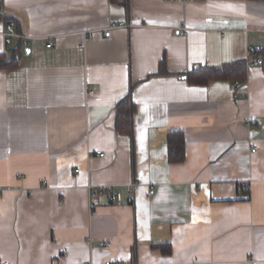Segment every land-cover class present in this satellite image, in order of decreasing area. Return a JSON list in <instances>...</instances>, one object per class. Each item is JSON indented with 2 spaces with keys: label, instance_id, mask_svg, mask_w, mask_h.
Wrapping results in <instances>:
<instances>
[{
  "label": "crops",
  "instance_id": "1",
  "mask_svg": "<svg viewBox=\"0 0 264 264\" xmlns=\"http://www.w3.org/2000/svg\"><path fill=\"white\" fill-rule=\"evenodd\" d=\"M123 1L0 0V54L17 63L0 69V264H264V68L249 54L264 2ZM8 22L21 38L5 45ZM238 60L244 82L179 79ZM128 94L131 136L114 129Z\"/></svg>",
  "mask_w": 264,
  "mask_h": 264
},
{
  "label": "trees",
  "instance_id": "2",
  "mask_svg": "<svg viewBox=\"0 0 264 264\" xmlns=\"http://www.w3.org/2000/svg\"><path fill=\"white\" fill-rule=\"evenodd\" d=\"M112 3H122L123 0H109ZM0 19L8 20V17H4L0 11ZM256 60L262 61V66L264 68V51L256 49V55L253 56ZM248 61L238 60L230 63H224L220 67H200L191 72L185 74V81L188 85L195 86L201 85L205 86L209 81H224L228 80L231 82H244L246 79L247 69L246 66ZM17 66L16 59L12 56L11 58H6L4 54H0V69H7L10 67ZM169 72L166 70V62L163 60L159 63L157 73L154 76H166ZM136 106L132 102L130 94L126 95L118 101L115 107V131L120 134H132V124H133V114L135 113ZM167 158L170 163H183L185 157V143L184 134L180 131H172L167 137ZM163 254L170 253V247L159 246Z\"/></svg>",
  "mask_w": 264,
  "mask_h": 264
},
{
  "label": "built area",
  "instance_id": "3",
  "mask_svg": "<svg viewBox=\"0 0 264 264\" xmlns=\"http://www.w3.org/2000/svg\"><path fill=\"white\" fill-rule=\"evenodd\" d=\"M170 1H174V2H178V1L179 2H187V1H190V2H192L193 0H170ZM122 25L123 24L121 23L118 26L109 27L106 30V32L104 33V36L105 37L109 36V33H110L109 31L111 29H114V28H117V27H121ZM183 33L184 32H182L180 34H183ZM3 37H4V43L6 45V44H11L14 39H20L21 35L16 33L14 23L13 22H8V23H6L5 31L3 32ZM51 45H52V43L49 42V44L46 47L49 48ZM249 54H250V56L256 55V49H252ZM255 63L260 66L262 64V61L258 59V60L255 61ZM236 85H238V84H236ZM86 89H87V94H89V95L93 94V92L89 88H86ZM255 150H256V147L251 149V153H255ZM99 155L102 156V154H100V153H99ZM130 187L134 188V185L132 184ZM239 190H241V188ZM104 192H106V195H107L108 199L111 202L112 201H116V202H121L122 201L121 193L117 192L115 189L106 188L104 190ZM153 193H154V191L150 190L149 194L152 195ZM106 247L109 248V245H106ZM251 262L253 263L254 261L252 260ZM104 264H119V262H117V261H105Z\"/></svg>",
  "mask_w": 264,
  "mask_h": 264
},
{
  "label": "water",
  "instance_id": "4",
  "mask_svg": "<svg viewBox=\"0 0 264 264\" xmlns=\"http://www.w3.org/2000/svg\"><path fill=\"white\" fill-rule=\"evenodd\" d=\"M247 1H250V0H247ZM252 1L264 2V0H252ZM0 10H1V6H0ZM25 52L28 53V49H26ZM195 69H197V66L195 67ZM179 79L184 80V79H185V76H184V75H181V76L179 77Z\"/></svg>",
  "mask_w": 264,
  "mask_h": 264
}]
</instances>
